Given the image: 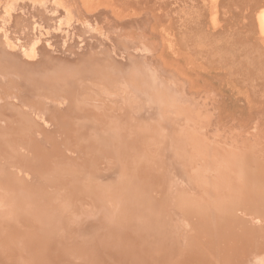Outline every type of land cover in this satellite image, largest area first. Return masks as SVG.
Returning a JSON list of instances; mask_svg holds the SVG:
<instances>
[{"label":"bare ground","instance_id":"bare-ground-1","mask_svg":"<svg viewBox=\"0 0 264 264\" xmlns=\"http://www.w3.org/2000/svg\"><path fill=\"white\" fill-rule=\"evenodd\" d=\"M60 1L63 2L59 0V3H61ZM206 1L216 6L217 0ZM21 2L18 1V3ZM43 2L44 0L34 1V7L26 0L22 7L19 4H12L7 8L0 6V13L4 15L0 17V34H3L5 38L0 44V67L2 66L5 69L9 65L15 66L14 68L21 73L17 77L15 74L17 72L13 73L15 74L14 79L16 77L20 78V80L14 85L12 84V87H7L8 85L5 82L3 83L6 86L2 83V85L0 84V115H3L6 111L10 113L8 115L10 116V121L5 119L6 122H0V152L9 151L10 148H15L13 152H16L9 156L6 153L2 154V157L0 153V159L14 161H20L21 159L24 161L35 160L29 165L30 168L27 167V170L34 171L35 174L39 171H45L50 179L47 180V185H41L38 188V192L42 189L51 194V196L48 195V199L45 197V200L34 198L36 189H32L22 178H19V184L15 187L14 178L9 173L10 170L6 169L8 164L0 163V192L3 193L5 206L8 205L9 207V210L4 208L5 211H8L7 218L9 219L6 218V215L4 216L10 223L12 218L14 221L16 220L15 225L14 223L9 225L12 228L11 230L15 229L13 233L9 231V226L7 230L4 229L6 233L1 231L3 229L0 230V242L2 241L0 243V264H3L2 261L5 260V257L6 259L11 258V260L17 257L19 259L18 262L21 264H66L71 256L76 261V255H80L83 258L82 262L80 261L82 264H148L152 262H155V264H253L255 261H259L257 263L259 264L264 259V256H260L264 254V225H260V223L264 224V161L261 160L262 155L257 154L256 156L249 148L239 146L238 142L236 146L239 147L232 149L236 146H230L231 150H228L230 148L227 145H223L213 139L214 136H217L216 134L213 137H208L205 134V130L208 132L209 128L205 129L203 127H210L207 121L209 111L207 105L204 102H200L198 95L190 93V90L183 85L176 77V74L163 65L164 63L159 65L157 61H153L152 52L150 53V50L148 52V48H146L148 45L145 48L149 54L143 51H131V49L127 48L130 47V41L133 40L124 38L126 32L123 33L125 35L122 37V31L121 33L119 31L123 29L125 31L124 27L131 21H125L118 25L108 23L104 36H108L109 32H111V35L104 41L102 40V42L106 43V52L102 50L103 48L99 49V46L96 53L89 52V54L80 55L78 58H73L75 55L72 52L74 56L71 59L76 60L71 61V63H74V61L75 63L67 65L65 60L70 59L72 55L71 52L67 51L71 45L68 44V46L66 43L73 39L78 41V37L75 36L76 34L73 35V32L71 34L73 38L69 37L71 36L69 35L71 29L72 31L78 29H75L73 27L74 24L70 23L73 16H70L68 12L62 18L63 20L60 24L57 19H49L53 18L55 13L50 12V7L46 8V2L43 6ZM187 2L189 3V1ZM194 2L196 3L195 0ZM48 3L50 2L48 1ZM54 4L52 3V6ZM36 11H39L38 14L45 15L46 18L39 19L40 21L36 19V16H38ZM180 11H176L177 14ZM90 16V20H88L87 25L82 30L86 33L85 35L89 33L93 38L90 37L88 39L91 43H95V41L97 42L96 39L102 35L97 30L98 23H102V19L98 18L100 17L98 14H90ZM67 23H69L68 27ZM42 24L44 29L41 27ZM255 25L259 35L264 39V12L256 14ZM65 29H67L68 33H66ZM61 36L66 42L61 40ZM140 36L142 35L140 34ZM59 37L58 42L56 40ZM87 37H82L83 42H86V44L88 40H84ZM31 38L36 40L32 41ZM38 40H40L39 43L41 44L43 42L53 44L52 41L59 44L61 40L62 44L65 43L68 46L65 47L66 45L64 44L61 49L65 50L66 54L69 52L70 57H67V55L60 56L63 53L62 51L60 52L61 49H58L59 56L53 58V53L49 52L51 53L50 55L46 52L49 51L47 48L43 46L38 50L33 48L32 45ZM140 40L138 41L141 42ZM78 43L80 42L78 41ZM78 43V46L81 45ZM72 45L74 46L75 44ZM142 45L144 48V44ZM23 46L30 49L23 50ZM33 46L35 47V45ZM2 48L5 51L18 48V51L14 50V54L18 52V59L15 57L16 60L6 58L9 53H6ZM48 48L51 49L52 45H49ZM75 48L73 51H77ZM107 48H109V52ZM34 50L35 53H39L36 55V57H40L39 66L38 68H34V66L33 68H28L27 62L29 59L32 62L35 60ZM1 52H5V54ZM10 55L13 56L12 53ZM59 59L64 61L65 65L57 61ZM86 60L93 62L90 64ZM103 62L115 64L117 66V75L125 81L123 85L118 84V88L124 87L125 95L123 93L117 94L113 95L112 98L107 96L108 99L111 98L109 99L111 100V102L109 101V106L113 104L110 110L113 109L114 111L115 109L117 111L114 112H117V115L125 114L124 117L117 116L119 122H113L111 130L108 131L107 128L102 127L101 123L99 125V122L92 118L99 116L100 111L98 109H90L92 112L90 114L91 119L87 123L84 122V125L75 123L72 129L67 128V126L64 127V125L61 127L62 124L57 127L61 121L57 126H55V123L57 124L58 122L51 121L49 138L43 137L45 133L49 132L47 131L49 126L46 125L45 119L47 117H55V114H44L53 103L49 105L42 102L46 99L43 96L55 88L56 92L64 93L62 95L73 106L71 95L73 89H76L74 81L80 79V81L84 82V78L77 77L83 69L89 71V75H96L104 83L102 88H114L111 86L112 82L100 76L102 72L100 66ZM17 66L19 69L16 68ZM5 73L7 72L5 71ZM2 74L1 77L4 76V73ZM3 78L5 79L6 77ZM7 80H9V77L6 78ZM56 80L57 82H55ZM109 80L112 81L110 77ZM9 81L11 82L12 80ZM115 82L118 83L117 80ZM49 84H52L54 88H49ZM115 89L117 90V88ZM30 90L36 91L37 95L41 94L44 99L42 101L37 98L27 100L30 97L28 96V98L24 92ZM142 93L147 97L145 96L146 98L141 99L143 104H140L137 100L140 99V94ZM103 95H105V91H102L99 97ZM48 96L50 95L48 94ZM58 96L60 95L58 94ZM95 96H90L86 101L94 100V98L98 99ZM37 97L40 98V96ZM13 98L18 100L17 104H22V108L19 107L20 105L13 103ZM62 98L63 100L61 101H64V97ZM108 99L106 102H108ZM56 101H58L56 104L60 103L59 99ZM103 103L105 104V102ZM61 104L64 103L61 102ZM104 104H102L103 107L105 106ZM106 105L108 104L106 103ZM109 106L106 107L109 108ZM71 107L69 109L70 112L68 111L69 107H66L67 110L64 108V111L71 113L73 110V107ZM106 107L104 108L106 109ZM26 108L28 110L34 108L36 114H34L33 118L24 116L22 109L26 110ZM154 109H156V113L152 111ZM110 110L107 109L106 111ZM131 111L132 113L135 111V114L133 113L134 116L132 115L133 117L130 116L132 118L128 119L130 118L129 115L132 114H130ZM4 118L0 117V121H3ZM144 121L147 122L143 123ZM195 129L198 130L195 131ZM36 130L41 136L38 134L35 136ZM103 130H106V132ZM25 134L29 135L30 141L26 142L27 145L24 148L20 145L19 140L10 141L9 139L11 135L21 137L25 136ZM45 138L46 140H44ZM83 140L84 149L88 153L90 151L91 155L90 153L89 155L84 153L87 157L82 158L81 156H73L75 155L73 152L76 149L74 147L76 145L75 142ZM116 142L121 145L119 149L121 151L115 156V160L119 165L115 164L112 167V171L115 173L124 170L121 177H116V179H112L113 181H106L105 184L99 183V180L108 176L103 178V176L97 175L94 179L88 178L90 177L89 174L92 171L91 167L93 164L101 165L104 161L102 156L109 158L108 155L101 154L108 150L104 149L105 151H103L102 149L108 148L112 143ZM233 143L227 144L233 145ZM185 149L188 152L185 153L188 155H184L181 152ZM161 153L163 155H160ZM59 155L61 156L60 158ZM62 157H66L76 167H79L80 164L86 165L84 176H79L81 179L76 175V170H73V174L70 173L68 178L63 175L64 179L62 178L60 182L65 184L64 188L68 190L66 192L68 194L58 196L51 193L50 188H53L52 184L54 185L55 183V177H61V174H64L61 173L64 169H56L49 164L46 166L48 170L44 169L42 161L58 159L60 161L57 160L58 162H56L60 164L59 162H63L61 161L63 160L61 159ZM184 160L187 162L189 160L188 167L184 164ZM40 164H42L43 168H39ZM196 164L201 166L202 169H199L198 166L193 168L192 165ZM182 165H185V168ZM218 167L221 168L218 169ZM194 171L196 173L193 174ZM178 178L188 186L189 190L195 189L197 193L192 194V196L191 194L186 196L183 190L176 191V180ZM54 188L56 190V186ZM204 196L206 197L203 198ZM54 199L57 201L56 203H59L56 204L52 201ZM78 201H90L94 206L96 204L99 206L101 202L103 204L104 202L106 203L105 205L109 209L107 214L104 211H100V206L98 207L100 209H96L103 214L98 216L99 219L94 224V230L102 229L96 233L93 231L92 234L82 232L83 234L80 237L82 245L74 244L77 249H71V253L67 251V245L65 247L66 250H63L64 253L59 251L58 254L60 255L56 257L54 255L53 257L51 254L58 251H55V248L65 246V244H62L64 242L63 234H65V230L69 226V224L67 226L68 218L73 217L70 214L75 213L77 209L79 210L78 207L80 205L77 206L78 203H75ZM93 215L98 214L93 213ZM239 216L243 217L239 218ZM244 217L246 220H244ZM93 218L96 217L93 216ZM70 219L73 220L72 218ZM179 219H183L190 226L191 233L188 226V229L185 227L188 231H184L190 233L189 237H187L188 242L184 239L186 236L182 237L181 231V236L176 234V228L180 226H178ZM31 223H36L38 226L48 227L50 226L49 224H52V226L54 224V226L50 232H43L44 229H40L42 227L35 229L34 226L33 229ZM258 223L261 230L257 232L255 225ZM7 231H9L11 236L9 238H7L9 236H7ZM176 236L185 240L184 252L175 246ZM6 238L7 240L5 241L4 239ZM3 242L9 243L7 247L6 244L1 246ZM123 243L126 244V248H122ZM8 246L12 250H7ZM72 246L69 247L72 248ZM14 248L18 249L19 252H16ZM62 248L60 249L62 250ZM181 248L183 249V247ZM8 251H11L12 255ZM14 251L17 254H13ZM79 251L81 254H77ZM73 253L75 255H72ZM13 255L15 256L12 257ZM164 259L166 262H163ZM18 262L15 261L14 264H18Z\"/></svg>","mask_w":264,"mask_h":264},{"label":"rangeland","instance_id":"rangeland-1","mask_svg":"<svg viewBox=\"0 0 264 264\" xmlns=\"http://www.w3.org/2000/svg\"><path fill=\"white\" fill-rule=\"evenodd\" d=\"M18 1L21 2L22 0H18ZM18 1L17 0H0V6H4L5 8L11 6L12 4L13 5L19 4V5H21V7L24 6L25 0L22 1L23 4H22V2L18 3ZM26 1L28 3H30L31 5H33L32 7H34L35 3H33V2L37 1V0H31V1L26 0ZM48 1L50 3L52 2L53 4L54 3L55 4L52 6V3L50 4V3H48ZM48 1L44 0V2L42 3L43 6L47 3L46 8L50 7V9H51L50 12L52 11L51 13H55V14H53V18H49L47 16L49 19H51V20L57 19V22L60 24L63 20L62 18L64 16H66L67 12L70 14V16H73L74 19L71 18L70 23H73L74 24L73 27L75 29H78V30L72 31V29H71L69 35H71L73 33H74L73 35L76 34L75 36L78 37L77 40L80 43H78V41H76V39H73L72 41L70 40L71 42L68 41L69 43L68 42L66 43L67 45L69 44L72 46V47L70 46V48L67 50V51L71 52V55H72L71 57H70L69 52H67V54H66V51L65 50L63 51V49H61V47H63V45L65 44V43L62 44V41L66 42V41H64L65 39L63 40L62 36H61L62 41L60 40L59 44H58V42H59L60 37L58 38V40L55 39L58 42L55 43V41H52L53 44H50V42H47V44L45 42H43L41 44V43H39L40 40H38L33 44V45H35V47L32 45L33 48H35V49L37 48V50H38L41 48V46H43V47L47 48V50H49V51L45 50L46 52L53 53L52 54L53 58H56L59 56L58 55L59 50L61 49L60 52L62 51L63 53L60 54V56L61 55H67V57H70V59L65 60L66 64L67 65H69V63L74 64L75 61H74V63H71V61L73 62V60H76V59H73V60L71 59L74 55L75 56L73 58H75V57L78 58V56L84 55V54L87 55V54H89V52L90 53L91 52L96 53V51H98L97 49L99 47H100L99 49L103 48L102 50H104L106 52V48H105L106 43L102 42V40L104 41L105 39H107L111 35V32H109L108 36H104L105 35V28L108 26V23L113 24V25H118L119 23H122L125 21H131V23H129L126 26L127 28L124 27L125 31H124V29L119 31V33H121V31H122V33H121L122 37H123V35H125L123 33L126 32V36H124V38L126 37V38H129L128 40H131V39L133 40V41H130L131 42L130 47H127V48H129V50L131 49V51H135V52H140V51H143V52L148 51L149 52V50H150V53L152 52L151 55H152L153 61H157L159 65L161 63L162 64L164 63L163 65H165L168 68V70H170L171 72L176 74V77L183 83V85L188 90H190L189 91L190 93H195V95H198V99L200 100V102H204L207 105V109L209 111L207 121H208V124L210 125V127H208V126L203 127L205 129L209 128L208 132H206L207 130H205V134L208 135V137H210V136L213 137L216 134L218 137L214 136L213 139L217 140L218 142H221L223 145H227L228 148H230L228 150H231L230 146H236L239 143L238 144L239 146H245V147L249 148L253 152V154H255L256 156H257V154L262 155L261 160L264 161V39L259 35L258 29H256L257 27L255 25L256 14L258 12H264V0H217L216 6H213V4H209V2H207L206 0H195L196 3L194 2V0H157V1L156 0H152V1L151 0H62L65 3L61 2V1H60L61 3H59V0H58V2H56L57 0L56 1L48 0ZM187 1H189V3ZM206 3H208V4H206ZM68 4L70 7L68 6ZM41 5H40V7H41ZM50 5L54 8L53 10H52ZM187 5H190V6H187ZM43 6L41 8H43ZM208 6H210L211 9ZM55 7H56V10H55ZM72 8H74V9H72ZM199 9H200V11H199ZM176 11H180V12H178V14H177ZM36 12H37V14L39 13V11H36ZM47 13H48V11H47ZM90 14H94V15L98 14L100 16L98 18L102 19V23L101 22L98 23V26H97V28H98L97 30H99L100 33L102 34V35H100L101 39L100 38L96 39L97 42L95 41V43H91L88 38H90V37L93 38V37L90 36L89 33H87V35H85L86 33L83 32V30H82V28H85V25H87L88 20H90V18H91ZM211 14H213V15H211ZM1 15H3V14L0 13V17H1ZM41 15L42 14H38V16H36L37 17L36 19L41 20V19L46 18L45 15H42V17L40 18ZM63 23H65V22H63ZM68 24L69 23H67V27H68ZM94 25H95V23H94ZM130 26H131V28H130ZM41 27L44 29L43 24L41 25ZM65 31H66V33H68L67 29H65ZM127 34H128V36H127ZM140 34L142 36H140ZM73 35H71L72 37L71 36H69V37L73 38ZM130 35H132L133 38L134 37L135 38L133 39L132 36H130ZM84 36H88L84 40V41L88 40L87 44H86V42H83V40H82L84 38ZM136 36H138V37L136 38ZM3 39L5 40L3 34H0V44L3 42ZM31 39H32V41L36 40L33 38H31ZM138 40H140L141 42H139ZM77 43L81 44V45L78 46ZM48 44L52 45L51 49L48 48L49 47ZM72 44H75L76 46L75 45L74 46L77 48H75ZM93 44H95L96 46ZM142 44H144V48H143ZM67 45L65 47L69 46V45L68 46ZM141 45H142V47H141ZM147 45H148V47H146V48H148V50L145 48V46H147ZM54 48H57V49L54 50ZM74 48L77 51H73ZM17 49L18 48H16V49L12 48L11 51H13V52L9 51L10 49H8L6 51H5V49H3L6 53H9V55L8 54L6 55V58H11V60L12 59L16 60L15 58L18 59V57H17L18 52H15V54H14V50L16 51ZM24 49L29 50L30 48L27 49L26 46L25 47L23 46V50ZM70 49H72V50L70 51ZM56 50H57V52H56ZM85 50H87L88 53ZM107 50L109 52V48H107ZM5 52L4 53L1 52V53L5 54ZM54 52L56 53V55ZM72 52L74 53V55L72 54ZM11 53H12V55L13 54L14 55L11 56L10 55ZM16 53H17V55H16ZM51 53H49V54L51 55ZM38 54L39 53H35V50H34V55H35L34 59L35 60H34V62H32L29 59V61L27 62L28 68H30V67L33 68V66H34V68H36V67L38 68L39 62H40V57L39 58H38V56L36 57V55H38ZM41 54H42V52H41ZM57 61H60V62H62V64L64 63V65H65L64 61H62L60 59ZM91 62H93V61H90V62L87 61V63H90V64H91ZM17 63H19V62H17ZM29 65H31V66H29ZM87 65H89V64H87ZM14 67L15 66H11V65H9V67H7L5 69H3L4 67L2 68V66L0 67V84L2 83L4 86L8 85L7 87L10 88L16 82H18L20 80V78H16V77L18 75H21V73H20V71H18ZM16 68H18V66ZM100 68L102 70V72L100 73V76H103L104 78H107L109 82H112L111 86L114 88L105 89L103 87L104 88L103 89L102 86L104 85V83L101 82L99 80V78L96 77V75H89V71L83 69V71L80 72L81 76L79 75L77 77L84 78V82L80 81V79L75 80L74 82L76 84V89L72 88L73 92H72L71 96L73 98L72 99L73 100V106L70 104L69 100L67 101L66 97L64 95H62L64 93H60V92L55 91V88L52 86L54 81L52 84L48 85L49 88L50 87L54 88V90L49 91V93L47 92V94H46L47 96L46 95L43 96L46 99L41 97L42 96L41 94L37 95L38 93L36 94V91H34V90L24 92L25 95L27 94L26 95L27 97L28 96L30 97V98L28 97L29 99H27V100L37 98L41 101L44 99L42 102L49 104V105L51 103H53L50 105V107L44 113V114L49 113L50 115L55 114V117L52 116L51 118L47 117V119H45L46 125L49 126V129L47 131H49V130L51 131V129H50L51 128L50 125L52 124L51 121L58 122L57 124L55 123V126H57L59 124V122L61 121V123L57 127H59L62 124L61 127H63V125H64V127L67 126V128H72V129L74 128L73 126L75 125V123H82L84 125V122L87 123L91 119L90 114L92 112L90 109H98L100 111L99 116H94L96 119L94 117H92V118H93V120L98 121L99 125L102 124L103 128H107L108 131L111 130V126H112L113 122H119L118 117H120V116L124 117L125 114L119 116V115H117V112L116 113L114 112L117 110H115V109H114V111H113V109L110 110V107L113 106V104H110V106H109V101L111 102V100H109V99H111L113 97V95H117V94L119 95L122 93L123 94L126 93V91H124V89H123L124 88L123 86L118 88V86H119L118 84L123 85V82H125V81H123V78H121L119 75H117V66L115 64L103 62V64H101ZM5 71L7 73H5ZM15 72H17V73H15ZM2 73H4V76L1 77V75H3ZM13 73L16 74L15 79H14L15 74H13ZM7 74H8V76H7ZM90 74H93V73H90ZM94 74H96V73H94ZM3 77H6V78L9 77V80H12V81L11 82L9 80L6 81V78L4 79ZM109 77L112 79V81L109 80ZM2 79H4V80H2ZM21 80H23V79L21 78ZM116 80L118 83L115 82ZM3 82H5L7 84L5 85ZM55 82H57V80ZM16 85L18 86V84H16ZM115 88H117V90ZM56 90H58V89H56ZM52 91H54V92H52ZM102 91H105V95H103L104 98H103V96L99 97V95ZM28 93H29V95H28ZM48 94L50 96H48ZM58 94L60 96H58ZM25 95H24V97H26ZM93 95H96L95 97H97L98 99L94 98V100H89L87 102L86 100L89 99V97L93 96ZM37 96H40L41 99ZM107 96L111 97V98L108 99ZM145 96L146 95H143V93L140 94V99L137 100V102L140 104H143V103H141V99L143 100V98L147 97V96L146 97ZM62 97H64L65 102L67 101L66 104L64 101H61V100H63ZM13 99H14L13 103L17 104L18 100H16V98H13ZM58 99H59L60 103L62 102L64 104H61V105H60V103L56 104L58 102L56 100H58ZM107 99H108V102H106ZM50 100H53V101H50ZM103 102H105V104ZM67 103H68V105H67ZM106 103L108 105H106ZM112 103H113V101H112ZM85 104H88V105H85ZM102 104L105 105L104 107L109 106V108L106 107V109H105ZM17 105H20V103ZM17 105H15V106H17ZM65 105H67L66 106L67 108L69 107L68 111H69L71 106L73 107V110L71 111V113L64 111V108H66V107H64ZM13 106H14V104H13ZM91 106H92V108H90ZM19 107L22 108V104ZM14 108H16V107H14ZM67 108H66V110H67ZM54 109H56V110L54 111ZM107 109L110 111H106ZM22 110L21 111L24 113L25 117L27 116V117L33 118L34 114H36V112L34 111V108H31L29 110L26 108V110H28V111H26L24 109H22ZM53 111H54V113H53ZM135 111H138V110H135ZM152 111L156 113V109H154ZM6 112H4L3 115H0V117H5L4 120L0 121V122H6L5 119H7V121L9 119V121H10V116H8V115H10V113L7 112L8 113L7 114ZM62 112H64V113L62 114ZM32 113H33V115H32ZM58 113H60V114H58ZM131 113H132V111L130 112V114ZM133 113L131 115H129V117L132 116ZM29 114H30V116H29ZM11 117H12V115H11ZM56 117H57V119H55ZM132 117H130L128 119H131ZM50 122H51V124H50ZM146 122L147 121H144L143 123H146ZM72 129H71V131H72ZM106 130H103V131L106 132ZM197 130L198 129H195V131H197ZM50 131L45 133L43 135V137L49 138L48 134L50 133ZM20 134H22V133H20ZM37 134H38V132L36 130L35 136H37ZM38 135L41 136L40 133ZM3 136H4V134H3ZM46 138L44 140H46ZM9 139H10V141L11 140L12 141L13 140L14 141L19 140L20 145H22L23 148L27 145L26 142L28 143L30 141L28 134L27 135L25 134V136L23 135L21 137L11 135V137ZM227 141H231V142H227ZM233 142H235V143H233ZM227 143H229V144L233 143V145H228ZM75 144L76 145L74 147H76V149L73 152V154L75 153V155H73V156H75V157L81 156V158H82V157H85L86 155H89V153L91 155V152L89 150H88L89 151V153H88L84 149L85 148L84 140L83 141H77V142H75ZM80 144H84V145H80ZM120 146L121 145H118V143L116 142V143H112L111 146L108 148H103L102 149L103 151H105L104 149L108 150V151L101 153V154H105V155L109 156V158L102 156V160L106 161L107 163L103 161V163L101 165L93 164L91 167L92 171L89 174L90 177H88V178L94 179V177H96L97 175H101V176H103V178L108 176L104 179L99 180V183L105 184L106 181L116 179V177H118V178L121 177V175L123 174L122 172H124V170H121V171L115 172V173H113V171H112L113 170L112 167H114L115 164L119 165V163L116 162V160H115V156L118 152L121 151V150H119L121 148ZM239 146L233 147L232 149H235ZM12 149L10 148L9 151L6 150V152H5V150H4V152H0L1 157L5 153L7 156H9L11 154H15L16 152H13L15 150V148L13 150ZM76 151H78V153H76ZM83 151H86V152H83ZM181 152H183L184 155H188L185 153V152H187L186 149L184 151H181ZM84 153H86V155H84ZM160 155H163V153H161ZM60 157L61 156L59 155V158ZM6 158H9V157H6ZM61 159H63V160H61L63 162H59L60 164L57 163L58 161H60L58 159H56V160L51 159L54 162H52L51 160H43L42 161V164L44 165V169L46 168L48 170V168L46 167L48 164L54 166V168H56V169H58V168L64 169V171L61 172L64 174H61V177L60 176L55 177L56 180H54L55 181L54 185L56 186L57 192H56V190L54 188L55 186L53 184H52L53 188H50L51 193H53L54 195H58V196H60L61 194H64V195L68 194V193H66V192H68V190L66 188H64L65 184H62L63 182H60V180L62 178L64 179V176L66 178H68L70 173L73 174V170L77 171L76 175L78 177L81 175L83 177L84 176V170H85L84 168L86 165V164H80L79 167L78 166L76 167L72 162H70V160L66 159V157H62ZM13 161L14 160L0 159L1 164H4V165L8 164L7 165L8 167H6V169H8V171L10 170L9 173L13 176L14 182H15V187H17L19 184L18 183L20 181L19 178H22V180H25L27 182V184H29L30 187H32V189H36V192L34 194L35 195L34 198H36L38 200L39 199L45 200V197H46V199H48V197L51 196V194L43 191L42 189L38 192V188L41 187V185H43V186L47 185V180L50 179V177H48V175L45 173V171H39L37 174H35L34 171H28L27 170V167L30 168L29 165L31 163H33L35 160L31 161V159H30V160L24 161L21 159L20 161H14V162ZM189 163H190L189 160H188V162L184 160V164L187 167H188ZM42 164H40L39 168H41V167L43 168ZM185 165H182V166L185 168ZM192 166L194 168V167H197L198 165L196 164V165H192ZM198 168L202 169L201 166H198ZM220 168L221 167H218V169H220ZM21 171H23V172H21ZM21 173H22V175H21ZM194 173H196V171H194L193 174ZM16 174H18V175H16ZM19 174H20V177H19ZM103 174H105V175H103ZM15 178H16V180H15ZM176 183H177V186L175 188V189H177L176 191H178V190L182 191L183 190L186 196H188L189 194H191V196H192V194L197 193V191L195 189L192 191L189 190L188 186L183 181L181 182L179 178L176 180ZM179 187H180V189H179ZM181 188H184V189H181ZM41 191H43V192H41ZM189 191H190V193H189ZM43 193H46V194H43ZM58 193H60V194H58ZM198 196H200V195H198ZM205 197L206 196H204L203 198H205ZM3 199H4L3 193L0 192V230L3 229L1 231L3 233L4 232L6 233V231L4 229L7 230L8 226L12 223H14V225H15L16 220L14 221L12 218L10 220L11 223L9 222V220H7V219H9V218H7L8 211H5V210L6 209L9 210V207H8V205H6L7 207L5 206V202ZM52 201H54L55 203L57 202V201H55V199ZM61 202H63V201H61ZM58 203H56V204H58ZM75 203H78L77 206L80 205V207H78L79 210L76 208L77 211L75 213L70 214V216H73V217H69V218L73 219V220L70 219L71 222H69L70 220L68 218L67 226H68V224H69V226H68L67 230H65V234H63L64 235V237H63L64 242L62 243V244H65V246L61 245L63 248L62 247L55 248L56 249L55 251H57V250L58 251L56 253L54 252L53 254H51L53 257H54V255H55V257L57 255H60V254H58L59 251H60V253H64L63 250L65 251L66 248H67L68 252H70V251L72 252L71 249H73V248L77 249V247H75L76 245H82L83 244L80 241V237L83 233L88 232V234L89 233L92 234L93 231L96 233L97 231L102 229V228H98L95 231L94 230L95 229L94 224L97 222V219H99L98 216L103 214L101 212L104 211L105 214H107V212H109L108 211L109 209L106 207L105 202H104V204H103V202H101V204L99 205L101 208V210H100L101 212L97 211L98 209H100V208H98L99 206H97L98 204H96L94 206L93 203L90 201H78ZM91 205L94 207H92ZM4 208H5V210H4ZM22 208H24V207H22ZM88 210H90V211H88ZM4 211L7 213H5ZM18 211H19V209H18ZM91 211H92V214H91ZM93 213L98 214V215H93ZM4 215H6L7 219L5 218ZM92 215L96 218H93ZM3 216L5 219L3 218ZM242 217L243 216H239V218H242ZM1 220H2V222H1ZM5 220H7L8 222ZM12 220H13V222H12ZM244 220H246L245 217H244ZM83 221H85V222H83ZM180 221H183V222H180ZM3 222H4V224H3ZM27 222H28V218H27ZM184 222L185 221L183 219L182 220L179 219L178 226L180 225L179 226L180 229L178 227L176 228V232H177L176 234H178L179 236L182 235L183 238L186 236V238H184V239L187 241V239H188L187 237H189L188 235H190L191 230H190V226H188L187 223L186 222L184 223ZM240 222H242V221H240ZM181 223H182V225L183 224L184 225L182 226ZM31 225H33L32 228L35 226L34 227L35 229L42 227L40 229H42V230L44 229L43 232H45V231L50 232L54 226V224H53V226H52V224H49L50 226H48V227L47 226H38V225H36V223H31ZM260 225H264V224L260 223ZM260 225H259V223L257 225H255L257 227V228L255 227L256 228L255 230L257 232H258V230H261ZM1 226H2V228H1ZM187 226L189 228L190 233L187 232L188 231ZM32 228H30V229H32ZM9 229H10L9 231H12V233L15 230V229L11 230L12 229L11 227ZM84 229H86V230H84ZM178 229H179V232H178ZM185 230H187V231L184 232ZM9 231H7V236L9 235L7 238L11 237ZM76 231H78V233H76ZM180 233H181V235H180ZM7 238L4 240L6 241ZM184 239H181L179 237L177 238V236L175 238V240H176L175 246L179 247L182 252H184L183 250L185 249L184 247L186 246V245L184 246V242H185ZM9 240L11 241V239H9ZM85 241H87V240H85ZM85 241H84V243H85ZM181 241H183V242H181ZM4 242H3V245L1 244V246H4V244H6V247H7V245L9 243L8 242L4 243ZM177 242L179 243V245ZM74 244H76V245L74 246ZM19 245H20V243H19ZM67 245H68V247H66ZM69 246H72V248H70ZM125 246H126V244L123 243L122 248H124ZM181 247H183V249ZM15 248H14V250L17 252L18 249L16 250ZM60 248H62V250ZM6 249L12 250V249H9V246ZM78 249H80V248H78ZM15 251L13 252V254L15 253ZM8 253L11 254L12 252L8 251ZM78 253L81 254L80 251L77 252V254ZM15 254H17V253H15ZM72 255H75V254L73 253ZM14 256L15 255H13L12 257H14ZM76 256H75L76 261L74 259H72L74 257L71 256V258L68 259L69 261H67V263L69 262V263L74 264V262H75V264H82L81 260H83V258L80 257V255L77 257ZM260 256H264V254H261ZM4 259L6 261L5 260H4L5 262L2 261L3 264L4 263L5 264H12V263L14 264L15 261H17V262L19 261V259H17V257L13 258L12 260H11V258L6 259V257ZM105 260H108V259H105ZM0 261H1V259H0ZM164 261L166 262L165 259L163 260V262ZM258 262L255 261V263H253V264H257ZM19 263L20 262H18V264ZM157 263H159V262H157ZM148 264H155V262L148 263ZM165 264H167V263H165ZM259 264H264V259L261 260V262Z\"/></svg>","mask_w":264,"mask_h":264}]
</instances>
